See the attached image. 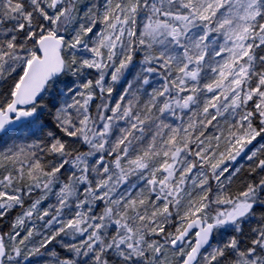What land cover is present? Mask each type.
I'll use <instances>...</instances> for the list:
<instances>
[{
    "label": "snow or ice",
    "instance_id": "obj_1",
    "mask_svg": "<svg viewBox=\"0 0 264 264\" xmlns=\"http://www.w3.org/2000/svg\"><path fill=\"white\" fill-rule=\"evenodd\" d=\"M0 264H264V0H0Z\"/></svg>",
    "mask_w": 264,
    "mask_h": 264
}]
</instances>
